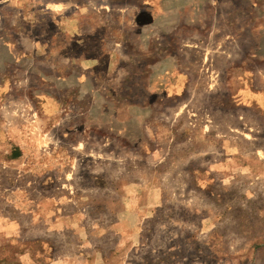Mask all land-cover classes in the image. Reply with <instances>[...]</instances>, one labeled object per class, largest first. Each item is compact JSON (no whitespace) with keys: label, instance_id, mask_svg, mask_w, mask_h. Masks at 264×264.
<instances>
[{"label":"rangeland","instance_id":"obj_1","mask_svg":"<svg viewBox=\"0 0 264 264\" xmlns=\"http://www.w3.org/2000/svg\"><path fill=\"white\" fill-rule=\"evenodd\" d=\"M190 4L0 0V264H264V0Z\"/></svg>","mask_w":264,"mask_h":264},{"label":"crops","instance_id":"obj_2","mask_svg":"<svg viewBox=\"0 0 264 264\" xmlns=\"http://www.w3.org/2000/svg\"><path fill=\"white\" fill-rule=\"evenodd\" d=\"M173 3H175V5L172 7V16H171V20L165 21V25H166V31L169 33H173V34H181V32L183 31V29H185L186 27H188L189 25V18L188 20L185 21V19H187L188 15H189V10L191 8L190 2L191 0H172ZM200 2L197 1L198 5ZM207 4V2L203 1V5L201 6H205ZM214 4V3H213ZM231 4L233 6H235V9L238 8L239 3L238 2H231ZM153 9V10H152ZM159 8L156 9V7L154 8V6L151 5V3H149V7H145L143 10L146 13L150 14V26H159L158 24V16L161 14H159L158 11ZM142 10V11H143ZM147 10V11H146ZM155 11V13L153 12ZM157 11V12H156ZM184 15H185V19H184ZM235 28H237L238 23L236 22V24L233 25ZM182 38L177 37L175 40L177 42H179V40H181ZM174 40V39H172ZM248 40V39H247ZM169 59L168 61L172 63V67H174V63H173V59L175 57V55L170 54L168 55ZM179 74V73H178ZM24 161H22L21 163H23ZM24 179V178H23ZM18 179H14V182H17ZM22 180V179H21ZM50 183V179L47 180H39L38 182L35 181L32 178H27V180H22L21 183V188H22V193L18 194V192H15L13 194H11L9 196V203L12 200L11 203V211L9 212V226L12 232H16L17 234H23V237L21 238L22 241L24 240H30L31 237L27 236V234L30 233V230L33 228H30V225L32 223V221H34L33 219L36 217H51L52 214L51 213H46V209L44 207V201L47 202H51V201H56L57 197L60 194H55V188H59V186L55 185V183H53V187L54 190L52 191L53 194H48V198H40L38 197V194H42V192L44 193V191H46L44 188L47 187ZM13 185V186H12ZM12 187L11 190L13 191L16 187H15V183H12ZM10 186V185H9ZM18 186V185H17ZM15 187V188H14ZM37 196V198H35ZM19 199H21V204L22 206L19 207H15V205L13 204V201H19ZM56 203V202H55ZM13 206V207H12ZM41 207L43 209H41ZM45 210V213H44ZM26 229V230H25ZM54 228H50V232L54 233L55 231H53ZM15 230V231H14ZM24 234H26L24 236ZM36 239V238H35Z\"/></svg>","mask_w":264,"mask_h":264}]
</instances>
